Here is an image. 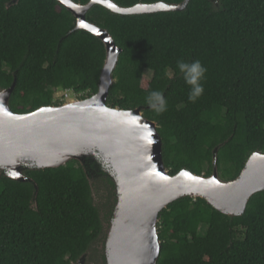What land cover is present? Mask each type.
Masks as SVG:
<instances>
[{
  "label": "trees",
  "instance_id": "16d2710c",
  "mask_svg": "<svg viewBox=\"0 0 264 264\" xmlns=\"http://www.w3.org/2000/svg\"><path fill=\"white\" fill-rule=\"evenodd\" d=\"M113 1L129 8L185 0ZM87 19L123 49L108 105L143 108L158 123L172 176L182 170L211 176L217 150L221 179L233 181L254 153L264 154V0H192L181 12L137 16L97 5ZM76 26L56 0H0V89L17 79L10 102L16 114L62 105L60 91L80 99L98 92L106 48ZM180 60H199L207 69L194 103ZM152 91L163 92V113L147 105ZM25 175L33 182L0 176V264H73L83 256L106 264L116 194L105 170L71 161ZM159 233L158 264H264V192L238 217L183 198L161 213Z\"/></svg>",
  "mask_w": 264,
  "mask_h": 264
},
{
  "label": "water",
  "instance_id": "95a60500",
  "mask_svg": "<svg viewBox=\"0 0 264 264\" xmlns=\"http://www.w3.org/2000/svg\"><path fill=\"white\" fill-rule=\"evenodd\" d=\"M56 1L76 18L75 30L87 31L105 45L106 61L99 89L89 98L44 106L28 114H16L11 109L16 78L10 88L0 89V176L33 182L25 171L58 169L71 161L83 166L95 164L97 170H105L116 194L105 240L106 264H158L162 250L160 215L183 198L203 199L230 217L244 215L252 197L264 192V154L254 153L233 181L221 179L217 150L211 176L190 170L172 176L165 164L158 123L147 119L143 108L126 111L108 105L123 49L109 31L87 19L97 5L114 14L137 16L181 12L192 0L129 8L113 0H91L85 5L73 0ZM95 173L92 171V178ZM36 189L37 195V186ZM73 264H88L87 256Z\"/></svg>",
  "mask_w": 264,
  "mask_h": 264
},
{
  "label": "clouds",
  "instance_id": "9594fccd",
  "mask_svg": "<svg viewBox=\"0 0 264 264\" xmlns=\"http://www.w3.org/2000/svg\"><path fill=\"white\" fill-rule=\"evenodd\" d=\"M177 67L183 73L185 83L189 86L188 99L194 103L204 93L201 81L204 79L207 69L199 60L191 62L180 60L177 62ZM146 103L157 114L167 110V102L162 91L150 92L146 98Z\"/></svg>",
  "mask_w": 264,
  "mask_h": 264
},
{
  "label": "rangeland",
  "instance_id": "374dc122",
  "mask_svg": "<svg viewBox=\"0 0 264 264\" xmlns=\"http://www.w3.org/2000/svg\"><path fill=\"white\" fill-rule=\"evenodd\" d=\"M147 78H151L152 77V73L151 72H148L147 73ZM63 96H66V97H63ZM81 96H84V95H81ZM56 98L57 99H61L62 100V102H63V104L64 103H66V102H70V101H73V100H76V99H80V96L78 97V96H76L75 94H73L72 92H67V93H64V92H62V91H60V92H58L57 94H56ZM115 190V189H114ZM115 192V191H114ZM110 223H111V221H110ZM110 223L108 224V226H107V229H106V237H107V231H108V229H109V227H110ZM106 225V224H105ZM106 240V239H105ZM104 247H105V245H104ZM87 263H88V260H87ZM88 264H91V263H88Z\"/></svg>",
  "mask_w": 264,
  "mask_h": 264
},
{
  "label": "snow or ice",
  "instance_id": "6c2138e0",
  "mask_svg": "<svg viewBox=\"0 0 264 264\" xmlns=\"http://www.w3.org/2000/svg\"><path fill=\"white\" fill-rule=\"evenodd\" d=\"M110 7L112 6V5H109ZM161 7H163V5H161ZM82 27H87V25H81ZM92 31H96V29H92ZM149 135H151V133H149ZM184 175H188L187 173H184Z\"/></svg>",
  "mask_w": 264,
  "mask_h": 264
}]
</instances>
